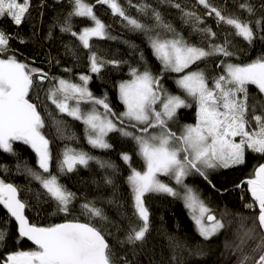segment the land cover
<instances>
[{
  "label": "snow or ice",
  "instance_id": "1",
  "mask_svg": "<svg viewBox=\"0 0 264 264\" xmlns=\"http://www.w3.org/2000/svg\"><path fill=\"white\" fill-rule=\"evenodd\" d=\"M69 2L72 10L60 26V31L75 37L83 49L88 50L89 71L98 74L105 65L118 67L121 61L105 60L92 50L90 41L93 38L116 39L108 33V26L94 13L95 5L86 0ZM95 2L106 5L114 16L121 17L132 30L147 35L153 55L162 65V71L180 74L175 83L184 95L166 92L160 86V78L145 67L143 71L130 68L132 79L119 84V100L124 105V111L118 115L106 102V97L97 98L89 90V75L81 74V83L53 78L55 83L48 89L46 98L59 113L85 125L87 142L93 148L111 149L112 145L106 137L112 132L131 138L137 145V154L144 161V170L131 168L127 183L132 192L134 214L141 223L138 227H131L125 239L118 243L123 246L145 242L150 226V214L144 202L146 194L179 195L173 187L158 178L160 175L174 179L177 185L185 188V207L189 209L200 236L208 240L224 224L211 214L210 209L183 181L192 171L207 180V169H227L243 165L247 151L264 155V100L249 102L250 85L255 86L258 93L264 96V55L244 64L222 60L217 65L222 69L221 74L212 77L207 76L204 69H190L210 57L234 56L235 53L229 50L231 41L228 36L239 37L249 45L257 39L264 42V15L255 20H242L234 14L225 15L220 9L213 7L209 0H197L198 4L208 9L207 15H215L218 25H226L232 30L222 43H214L216 32L208 27H199L203 23L201 18L193 12L184 11L185 22L194 18L193 30L208 41L207 47H203L189 43L171 25L164 23L160 13L154 9L152 16L156 22L155 29H163L165 34L171 35H162L160 31L152 35L154 29L127 15L119 0ZM128 2L139 12L146 13L151 7L147 4H132V0ZM167 2L171 3V0ZM172 6L180 8L179 4ZM29 8L30 0H0V17H9L19 26ZM239 8L250 17L256 16L257 8L248 0L240 3ZM260 10L264 12V0H260ZM73 17L86 18L91 23L77 32L71 23ZM11 39L10 34L0 30V150L15 154L14 142H22L31 147L36 154L40 171L26 168V174L38 181L44 190L43 195L56 203L59 212L67 215L76 194L61 184L58 177L50 171L54 157L50 141L42 132L45 121L38 106L29 98L36 81L43 82L48 76L42 70L19 61L14 54L6 55L10 50ZM68 51L76 58L72 49ZM89 103L92 105L91 109L84 111L81 105ZM98 105L103 107V113L97 110ZM193 105L196 110L195 124L184 125L180 134L172 131L169 121L175 119L177 110ZM257 105L261 114H256ZM57 135L65 137V130L59 124ZM121 159L131 167L128 153H121ZM90 161H96L101 168H115L111 162L101 161L85 151L67 146L56 163L59 172L67 174L76 171L78 167L87 168ZM105 183L111 184V178L106 177ZM241 183L247 184V191L253 201L245 207H258L259 211L251 227L244 228L242 225L243 234L233 252L240 253L237 264H264V164L256 166L251 176ZM39 197L40 194L37 199ZM0 206L18 226L17 242L26 238L34 245L30 250L7 253L0 257V264H132L124 256L117 257L107 239V235L111 233H106L102 227L91 222L94 219L109 222L103 209L96 207L93 202L81 205L83 214L89 218L87 223L72 220L42 227L30 223L25 216L27 205L19 198L18 188L0 179ZM6 238V230L0 228V245ZM249 241H256L251 254L244 251ZM253 254H258V257Z\"/></svg>",
  "mask_w": 264,
  "mask_h": 264
},
{
  "label": "trees",
  "instance_id": "2",
  "mask_svg": "<svg viewBox=\"0 0 264 264\" xmlns=\"http://www.w3.org/2000/svg\"><path fill=\"white\" fill-rule=\"evenodd\" d=\"M86 2L95 5L94 13L108 26V33L116 37V39L103 40L93 38L90 41L92 50L105 60L121 61L118 67L105 65L98 74L89 71L88 50L83 49L75 37L60 31V26L72 10L69 0H30L29 12L19 26L15 25L9 17H0V30L12 36L10 50L6 55L14 54L19 61L47 73L48 79L43 82L37 80L29 98L38 106V111L45 121L42 132L50 141V150L54 157L50 171L58 177L61 184L76 194V198L69 206L70 213L66 215L59 212L56 203L43 195L44 190L39 182L26 174V168L36 172L40 169L35 152L22 142L13 143L15 154L0 150V179L18 188L19 198L27 205L25 209L27 219L30 223L42 227L72 220L87 223L89 218L83 214L81 205L93 202L96 207L103 209L109 222H101L99 219L91 222L97 227H102L106 233H111L107 235V239L117 257L124 256L132 264H237L240 253H234L233 249L240 242L239 237L243 234L242 225L244 228L251 227L254 218L258 215V207H245L253 201L247 191V184L241 183L251 176L256 166L264 163V155L251 151L246 152L243 165L227 169L218 168L213 171L207 169V180L195 171L186 178L187 185H190V188L199 195L216 219L224 224V227L210 239L205 240L200 236L191 213L179 196L148 193L144 197V202L149 210L150 226L145 242L123 246L118 243L125 239L131 227H138L141 223L134 214L132 192L127 183L131 168L144 170V161L137 154V145L131 138L112 132L106 137L112 145L111 149L93 148L87 142L85 125L66 114L59 113L47 100V91L55 83L53 78L81 83L79 76L89 75L91 77L88 83L89 90L97 98L106 97V102L118 115L124 111V105L118 96L119 84L132 79L130 68L143 71L147 67L154 76L160 78V86L166 92L181 96L184 94L175 83L180 74L162 71V65L153 55L144 32L134 31L126 26L127 22L119 16H114L106 5L96 4L95 0H86ZM242 2L244 0H209L213 7L220 9L225 15L234 14L242 20H255L264 15V12L260 10V0H248L257 8L254 17H250L247 12L239 8ZM119 3L127 15L153 28L152 35H155L156 31H160L162 35H171L165 34L163 29H155L153 9L160 13L164 23L171 25L177 33L192 44L207 47L208 41L203 40L201 34L193 30L194 18L185 22L184 11L193 12L201 18L203 23L199 24V27H208L216 32L214 43H222L227 33L232 31L226 25H218L215 15H207L208 9L198 4L197 0H171V3L167 0L164 2L162 0H132V4L150 5L146 13L139 12L135 7L130 6L128 0H119ZM172 4H179L180 8L177 9ZM71 23L73 29L79 32L91 22L86 18L73 17ZM228 39L231 41L229 50L235 53L234 56L210 57L199 62L198 65H193L190 70H196L198 67L204 69L209 77L217 76L222 71L217 67L222 60L244 64L264 55V42L259 39L252 45L239 37L228 36ZM68 49L76 53V58ZM65 69L71 71H65ZM249 97L250 103L264 100V96H261L255 86L251 85ZM91 107L89 103L82 104L81 108L88 111ZM96 107L100 113L104 112L102 106ZM195 111L194 105L178 109L175 119L169 121L171 130L178 133L184 125L194 124ZM256 114H261L259 105H257ZM57 124L65 130L64 138L57 135ZM65 146L85 151L101 161L111 162L115 168H101L96 161H90L87 168L78 167L72 173L61 174L56 160L60 158V153ZM121 153L130 155L131 167L121 159ZM106 177L111 178V184L105 183ZM38 194H40L39 199H37ZM109 201H115V203H109ZM0 228H4L7 232L6 240L0 245V257L12 251L33 248L23 239L17 242V224L2 206H0ZM255 243L256 241H249L244 251L251 254V248L255 246ZM253 255L258 257V254Z\"/></svg>",
  "mask_w": 264,
  "mask_h": 264
},
{
  "label": "rangeland",
  "instance_id": "3",
  "mask_svg": "<svg viewBox=\"0 0 264 264\" xmlns=\"http://www.w3.org/2000/svg\"><path fill=\"white\" fill-rule=\"evenodd\" d=\"M32 68V67H31ZM87 87H88V85H87ZM118 96H119V87H118ZM70 103H72V102H70ZM81 107H82V105H81ZM195 124V123H194ZM153 131V130H152ZM156 131H158V130H156ZM182 131V130H181ZM177 134H180V132H178ZM218 169V168H217ZM209 170H211V171H213V170H216V169H209ZM195 172L194 171H192L190 174H194ZM190 174L189 175H187L185 178H184V181H183V184L184 185H186L188 188H190V185H187V183L188 182H186V178L187 177H190ZM161 181H163L164 183H166V184H168L169 186H171V187H173L174 188V190H176L178 193H179V197L182 199V201H183V203L185 204V202H184V199H183V196H184V194H185V188L182 186V185H177L176 183H175V180L174 179H172V178H170V177H168V176H163V175H160L159 177H158ZM193 193L196 195V196H198L199 197V195L195 192V191H193ZM199 199L200 200H202L200 197H199ZM203 201V200H202ZM204 202V201H203ZM205 204V203H204ZM206 205V204H205ZM207 206V205H206ZM209 208V207H208ZM188 209V208H187ZM188 211H189V209H188ZM189 213H190V211H189ZM212 214V213H211ZM213 215V214H212ZM205 223H207V221H205ZM196 226V225H195ZM196 229H197V227H196ZM221 230V229H220ZM219 230V231H220ZM198 231V230H197ZM218 231V232H219ZM217 232V233H218ZM199 233V232H198ZM216 233V234H217Z\"/></svg>",
  "mask_w": 264,
  "mask_h": 264
},
{
  "label": "water",
  "instance_id": "4",
  "mask_svg": "<svg viewBox=\"0 0 264 264\" xmlns=\"http://www.w3.org/2000/svg\"><path fill=\"white\" fill-rule=\"evenodd\" d=\"M31 92V91H30ZM264 164V163H263ZM251 195V194H250ZM252 198V197H251ZM258 211H259V209H258ZM26 216V215H25ZM17 228H18V226H17ZM23 240H25V241H27L30 245H32V243L30 242V241H28L26 238H24ZM33 247H34V245H32Z\"/></svg>",
  "mask_w": 264,
  "mask_h": 264
}]
</instances>
